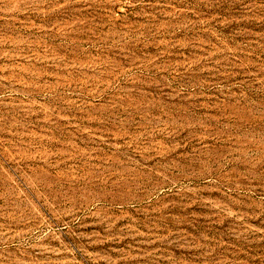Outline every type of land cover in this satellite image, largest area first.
Listing matches in <instances>:
<instances>
[{
	"label": "rangeland",
	"instance_id": "1",
	"mask_svg": "<svg viewBox=\"0 0 264 264\" xmlns=\"http://www.w3.org/2000/svg\"><path fill=\"white\" fill-rule=\"evenodd\" d=\"M0 264H264V0H0Z\"/></svg>",
	"mask_w": 264,
	"mask_h": 264
}]
</instances>
